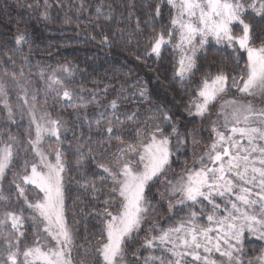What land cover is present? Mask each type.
Instances as JSON below:
<instances>
[{"label":"snow or ice","instance_id":"6c2138e0","mask_svg":"<svg viewBox=\"0 0 264 264\" xmlns=\"http://www.w3.org/2000/svg\"><path fill=\"white\" fill-rule=\"evenodd\" d=\"M162 5L169 15L157 28L164 15ZM52 6L50 0L27 5L42 8L43 21L51 19ZM96 11H101L99 6ZM133 15L129 12L130 18ZM148 16V48L136 59L159 61L171 49L173 76L182 87H191L201 71V55L207 59L211 44L229 52L232 72L222 59L215 74L202 72L196 88L186 93L185 112L209 124L211 142L191 165L185 161L183 170L170 178L173 140L177 150L189 137L193 145L199 144L197 129L182 132L162 105L150 109L154 115L143 123L135 112L121 120L122 100L117 94L99 106L112 114L97 121L95 131L101 140L95 148L87 147V154L83 145H77L78 158L69 169L62 144L70 129L61 118H53L48 98L54 93L73 101L75 93L67 81L75 70L61 65L47 74L41 71L37 87L24 72L31 49L20 55L19 65L6 52V59L0 58V264H264V246L254 258H246L245 252L246 235L264 241V0H157ZM136 28L140 29L139 19ZM28 41L26 31L17 25L14 42L21 46L17 51ZM102 42L108 44V37ZM133 87L140 97L146 96L139 80ZM75 115L89 119L86 107ZM12 126L23 127V137L14 134ZM89 165H95L91 172ZM71 170L94 200L103 195L94 245L78 246L67 220ZM9 174L12 179L5 189ZM161 184L159 197L167 199L169 213L177 207L186 210L168 226L151 216L155 197L149 193ZM78 248H83L79 261L72 255Z\"/></svg>","mask_w":264,"mask_h":264},{"label":"trees","instance_id":"16d2710c","mask_svg":"<svg viewBox=\"0 0 264 264\" xmlns=\"http://www.w3.org/2000/svg\"><path fill=\"white\" fill-rule=\"evenodd\" d=\"M50 2L53 5L50 9L51 19L43 21L40 19L42 8L32 10L27 7V5H34L36 0H0V58L6 59L7 52L14 55L19 65L20 55L29 53L31 49L29 61L24 65V72L26 76L31 74L29 78L37 87L40 86L38 81L41 71L47 74L61 65H70L75 70V76L71 81H67L68 86L75 93L73 101L56 98L54 93H49L48 98V110L53 118H61L70 129L66 134L67 139L62 144V147L66 149L65 155L69 160V169H74L75 160L78 158L77 145H83V151L87 154V147L95 148L101 140V134L95 131L97 121L100 120L102 123L112 114L110 109L105 111L99 106L115 99L117 94L122 100V107L119 110L121 120L135 112L138 120L143 123L149 116L154 115L150 109L162 105V110L174 115L182 132L185 129L203 130L205 126L208 127L205 122L199 119L193 120L185 112L184 106L188 99L186 93L196 88L195 80H199L202 72L210 71L215 74L222 59L226 69L229 72L233 71L232 61L227 59L229 52L222 46L211 44L207 59L201 55L199 60L201 71L197 73L191 87L185 88L173 76L171 49L165 50L159 61H156L155 57H149L146 61L136 59L137 56H143L148 48L151 27L146 24V21L149 20L148 13L154 9L157 0H103V3L101 0H60V3L50 0ZM60 4L63 6L61 7ZM98 6L101 9L99 13L96 11ZM162 10L164 15L157 21V28L168 19L169 13L166 6L162 5ZM129 12H134L131 18ZM106 17L108 19H105ZM137 19L140 21V29L136 28ZM17 25L25 30L29 37L28 43L22 46L21 51H17L21 46L14 42ZM104 36L108 37V44L102 42ZM7 66L11 70V65ZM0 75L2 77V69H0ZM126 78H128L127 85L121 89L120 85ZM137 80L145 86L146 96L143 98L133 87ZM40 99L43 102V93ZM85 107L89 119L85 121L81 116L78 120L76 111L82 112ZM24 123L26 124V119ZM151 123L152 121H149V124ZM206 128L203 131V141L208 134ZM12 131L23 137V127L17 129L16 126H12ZM125 138H129V133H125ZM190 139L189 137L185 146L181 145L178 150L173 140L174 155L169 175L179 174L185 166V161L190 165L193 153L192 147L191 150L187 147ZM115 146L114 140L111 146L112 151H115ZM102 162L108 161L102 158ZM93 167L95 165H89L90 172ZM68 177L66 216L75 233L76 244L78 246L94 245V238L99 235L101 217L97 215V212L103 208V195L101 200L97 201L90 193L83 191L77 183L79 174L75 170L69 171ZM11 179L9 174L5 181V189L8 188ZM159 188L160 185L153 187L149 195L155 197L154 190L160 192ZM104 191L107 192V189ZM11 197L15 198V192L11 193ZM152 203L155 205V212L151 216L163 226H167L170 222L172 224L176 218L180 219L186 215V210L175 209L173 213H169L167 206L159 197L154 198ZM148 226V223L144 225L145 228ZM140 236L142 238L144 232H141ZM254 244L257 250L262 245L259 241ZM82 253L83 248H78L72 255L79 261L83 258ZM131 259L130 252L129 260Z\"/></svg>","mask_w":264,"mask_h":264},{"label":"rangeland","instance_id":"374dc122","mask_svg":"<svg viewBox=\"0 0 264 264\" xmlns=\"http://www.w3.org/2000/svg\"><path fill=\"white\" fill-rule=\"evenodd\" d=\"M0 77H1V75H0ZM235 94V92L234 91H232V92H230L229 93V97H231L232 95H234ZM213 119H215V115L213 114ZM207 125H208V127L206 128V126L204 127V128H206L205 130L208 132V134H206L205 136H207L206 137V140L205 141H203V139H202V137H204V133H203V131H204V128H203V130L202 129H197V132H196V135H197V138L200 140V143L199 144H196V145H193L192 144V142H191V139L188 141V148H189V150H191V147H192V150H193V153H192V159H191V161H190V165H191V163H192V160H193V158L195 157V156H198V155H200L204 150H205V146H206V144L208 145L210 142H211V133H210V126H209V124L207 123V122H205ZM205 124V125H206ZM204 126V125H203ZM197 127H198V125H197ZM206 141H208V142H206ZM184 146H185V144H183ZM194 146V147H193ZM53 147H54V144H53ZM184 148H186V147H184ZM179 173V172H178ZM175 174H177V173H175ZM175 174H172V175H169V177L170 178H174V175ZM158 188V187H157ZM163 190V185L161 184L160 185V188H159V191H162ZM155 192H154V194H155V198L157 199L158 197H159V192H157L156 190H154ZM158 195V196H157ZM160 198V197H159ZM162 202H163V204L165 205V206H167V208H168V204H167V199H165V200H162ZM177 211H180V209H179V207H177ZM154 220H156V219H154ZM176 220H178V218H176L175 219V221ZM174 221V222H175ZM155 222H157L158 223V221H155ZM173 222V223H174ZM171 223V222H170ZM170 223H168V225L170 224ZM167 225V226H168ZM260 242V243H262V245L261 246H259L260 248L262 247V246H264V241H260L259 239H257L256 237H254V236H251V235H246V239H245V252H246V258H254L256 255H258L259 254V250H257V249H255L254 247L256 246V244H254L255 242ZM250 242H252L253 244H251ZM74 257V256H73Z\"/></svg>","mask_w":264,"mask_h":264}]
</instances>
